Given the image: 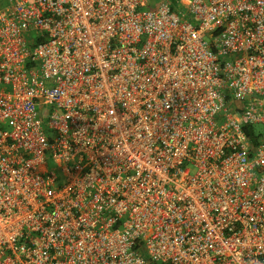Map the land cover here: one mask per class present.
I'll list each match as a JSON object with an SVG mask.
<instances>
[{"label": "built area", "instance_id": "obj_1", "mask_svg": "<svg viewBox=\"0 0 264 264\" xmlns=\"http://www.w3.org/2000/svg\"><path fill=\"white\" fill-rule=\"evenodd\" d=\"M0 264H264V0H0Z\"/></svg>", "mask_w": 264, "mask_h": 264}, {"label": "trees", "instance_id": "obj_2", "mask_svg": "<svg viewBox=\"0 0 264 264\" xmlns=\"http://www.w3.org/2000/svg\"><path fill=\"white\" fill-rule=\"evenodd\" d=\"M170 1H172L173 3H175L176 0H170ZM252 129H253V128H252ZM252 133H253V132H250V133H249V136L251 137V139H252V141H253L254 143H258L257 140L253 139V134H252Z\"/></svg>", "mask_w": 264, "mask_h": 264}]
</instances>
